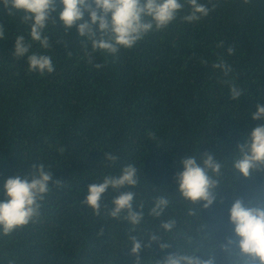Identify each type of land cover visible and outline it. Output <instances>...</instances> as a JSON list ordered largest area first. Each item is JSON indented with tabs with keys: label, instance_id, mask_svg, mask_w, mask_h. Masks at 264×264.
<instances>
[{
	"label": "trees",
	"instance_id": "trees-1",
	"mask_svg": "<svg viewBox=\"0 0 264 264\" xmlns=\"http://www.w3.org/2000/svg\"><path fill=\"white\" fill-rule=\"evenodd\" d=\"M213 4L199 22L178 20L131 50L97 53L92 63L76 28L65 34L57 23L48 31L52 48L32 42L30 52L50 55L55 65L44 75L29 72L26 57H13L14 39H30L29 28L20 14L9 15L0 4L5 33L0 40V199L4 181L33 163L45 164L60 182L50 183L39 217L12 233L0 232V264H134L129 237L147 241L153 232L171 247L161 250L153 242L142 248L141 264H155L177 248L230 264L233 257L219 245L234 237L227 222L233 195L255 203L264 185L261 173L244 178L230 167L231 153L258 123L251 113L264 104V0H212L209 7ZM221 58L232 68L227 76L213 67ZM96 63L103 67L95 68ZM232 82L244 89L240 101L231 99ZM105 152L118 155L119 164L103 167ZM193 153L225 160L217 200L208 208L176 191L173 176L182 170L177 161ZM128 163L136 166L140 183L121 192L135 191L136 206L143 204L145 211L135 230L126 221L95 215L80 202L90 184ZM118 194H106L102 205ZM160 194L170 199L161 219L176 220L171 232L147 215ZM230 247L238 251L235 243Z\"/></svg>",
	"mask_w": 264,
	"mask_h": 264
},
{
	"label": "clouds",
	"instance_id": "clouds-1",
	"mask_svg": "<svg viewBox=\"0 0 264 264\" xmlns=\"http://www.w3.org/2000/svg\"><path fill=\"white\" fill-rule=\"evenodd\" d=\"M250 0H244L249 3ZM212 0H0L9 15L20 14L21 23L29 28L30 39L17 35L14 39L13 57L25 58L29 72L40 75L55 71L52 57L47 54L30 52L32 42L42 49L52 48L49 29L55 30L61 24L67 29L75 27L83 51L92 63L95 54H111L115 56L121 49L131 50L139 42L152 34L167 30L178 20L184 23L199 22L209 16L215 4L209 7ZM87 14V19H85ZM4 27L0 26V40L4 39ZM61 43L60 40L56 41ZM218 47L223 46V41ZM232 55L234 47L227 48ZM100 69L103 64L96 63ZM225 76L231 66L222 58L213 65ZM231 99L240 101L244 89L235 82L229 86ZM256 111L251 113L257 125L248 132L244 142L237 145L230 155V167L236 176L250 178L254 173L264 175V104H257ZM154 138V134H153ZM120 157L112 152L103 153V167L117 166ZM182 170L174 173L176 191L185 201L196 204L203 202V207H210L218 197L220 177L225 169V160L213 154H186L177 161ZM52 169L43 163H33L27 171L15 172L8 177L2 186L3 198L0 199V232L4 234L27 226L41 214L42 202L52 188ZM138 170L132 163L120 167L117 174H104L99 181L88 186L87 194L81 202L90 208L95 215H105L112 220L126 221L132 230L139 227L145 219L144 205L136 206L135 191H123L122 188L135 189L139 186ZM119 193L112 196L107 204L102 205L106 194ZM223 203V200L220 201ZM170 204L167 195L160 194L153 199L147 215L160 219L159 229L171 232L176 226L175 219H161ZM138 209V210H134ZM228 224L232 226L234 237H228L227 243L219 247L233 259L230 264H264V185L258 190L256 202L245 204L244 200L233 195L228 208ZM130 254L135 256L134 264H141L139 253L144 247L150 248L153 242L159 243L161 250L171 247L161 242L160 236L153 232L147 241L138 235L129 237ZM235 243L238 251L230 247ZM155 264H215L210 257L202 259L197 253L176 249Z\"/></svg>",
	"mask_w": 264,
	"mask_h": 264
}]
</instances>
